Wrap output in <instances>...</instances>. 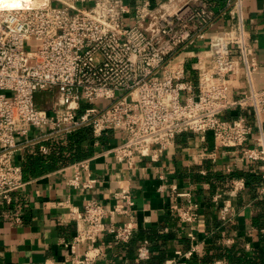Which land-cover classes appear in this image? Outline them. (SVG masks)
I'll use <instances>...</instances> for the list:
<instances>
[{"label": "built area", "instance_id": "2783aa9c", "mask_svg": "<svg viewBox=\"0 0 264 264\" xmlns=\"http://www.w3.org/2000/svg\"><path fill=\"white\" fill-rule=\"evenodd\" d=\"M86 2L91 4L82 5ZM242 2L227 0L231 20L211 36L206 59L195 64V77L184 61L174 59L208 37L215 11L206 0H140L134 5L128 0L38 4L21 0L7 7L0 3V196L11 201L12 194L27 184L22 164L15 161V152L25 142L42 143L85 125L93 127L96 145L105 132L122 133L121 140L106 149L119 162L158 160L178 134L193 131L211 133L221 146L239 150L264 171V88L254 84L260 64L247 39ZM128 15L134 16L132 25L125 23ZM240 72L248 87L237 92L232 77ZM40 92L53 94L50 108L39 104ZM104 100L110 102L103 104ZM234 109L242 113L228 117ZM32 127L41 129V134L22 141ZM256 130L259 135L254 137ZM40 150L47 153L48 146L41 144ZM75 165L87 169L89 159ZM94 181L81 182L79 174L71 180L78 187L92 186ZM244 183L236 180L235 190ZM117 196L134 203L127 191ZM221 197L217 193L216 202ZM172 209L192 226L199 218L197 202L174 204ZM231 210V203L224 201L219 219L229 222ZM125 211L96 199L83 210L72 208L77 232L68 244L65 264H98L108 257L101 242L106 234L115 244L130 242L138 225L132 216L106 223L108 217ZM190 237L191 247L178 250L165 264H191L201 247L193 231ZM82 244L85 250L80 249ZM151 256L150 241L144 239L136 259L149 264ZM215 264L232 263L220 259Z\"/></svg>", "mask_w": 264, "mask_h": 264}, {"label": "crops", "instance_id": "0c3cea01", "mask_svg": "<svg viewBox=\"0 0 264 264\" xmlns=\"http://www.w3.org/2000/svg\"><path fill=\"white\" fill-rule=\"evenodd\" d=\"M128 1L134 5L140 0ZM206 1L215 11V23L208 37L198 40L174 59L186 63L191 77H195L196 62L207 57L211 36L231 20L227 0ZM242 3L247 39L260 64L254 74L255 87L260 89L264 88V0H243ZM232 79L237 92L248 87L243 72ZM241 113L234 109L227 115ZM40 134L41 129L32 127L29 135L21 140ZM258 135L256 130L254 137ZM103 136L106 140L98 145L93 143L95 152L83 158L89 159L87 169H78L75 164L80 160L74 161L28 179L22 190L12 194L11 201L0 196V264H65L70 254L68 244L77 232L76 223L71 220L72 208L83 210L93 199L108 208L126 209L108 217V225L131 216L138 223L128 243L115 244L107 234L101 239L109 256L98 264H142L136 259V249L144 239L151 245L149 264H165L178 250L191 247L192 231L201 249L191 264H215L220 259L232 264H264V196L261 194L264 171L258 162L243 158L237 149L221 146L211 133L185 131L177 135L158 160L144 157L128 164L106 152L121 140L122 133L110 131ZM37 144L25 142L15 152V161L22 164L28 149ZM253 144L254 139L249 142ZM247 170L256 173L260 180L248 183L244 175ZM76 174L80 175L81 182L95 181L92 186H74L71 180ZM238 179H244V187L235 190ZM122 191L130 193L133 204L116 197ZM219 192L222 197L218 203L215 196ZM189 201L199 204V218L194 226L181 221L172 209L174 204L184 205ZM224 201L232 205L231 220L225 223L218 217ZM85 248V244L80 246L81 250Z\"/></svg>", "mask_w": 264, "mask_h": 264}, {"label": "trees", "instance_id": "16d2710c", "mask_svg": "<svg viewBox=\"0 0 264 264\" xmlns=\"http://www.w3.org/2000/svg\"><path fill=\"white\" fill-rule=\"evenodd\" d=\"M85 106L83 105V108ZM95 140L93 127L85 125L70 133L60 134L29 148L22 163L24 177L31 179L92 155L96 150L93 145ZM101 140L106 139L102 136ZM41 144L48 146L47 153L40 150ZM244 175L248 183L260 180L258 179L259 176L250 170L245 171Z\"/></svg>", "mask_w": 264, "mask_h": 264}, {"label": "rangeland", "instance_id": "374dc122", "mask_svg": "<svg viewBox=\"0 0 264 264\" xmlns=\"http://www.w3.org/2000/svg\"><path fill=\"white\" fill-rule=\"evenodd\" d=\"M90 4H91L90 2H86L82 5L89 6ZM134 22H135V19H134V16H132V15H128L125 19L126 25H132ZM52 96H53V94H51L50 92H40L37 94V100H38L39 104H41L43 107L50 108ZM109 102H110V100H104L103 104H107ZM101 103L96 102L95 105L99 107V106H101Z\"/></svg>", "mask_w": 264, "mask_h": 264}, {"label": "bare ground", "instance_id": "6f19581e", "mask_svg": "<svg viewBox=\"0 0 264 264\" xmlns=\"http://www.w3.org/2000/svg\"><path fill=\"white\" fill-rule=\"evenodd\" d=\"M21 0H0V3L6 4V5H13L16 6L20 3ZM29 1V0H28ZM34 4L40 3V0H32Z\"/></svg>", "mask_w": 264, "mask_h": 264}, {"label": "clouds", "instance_id": "9594fccd", "mask_svg": "<svg viewBox=\"0 0 264 264\" xmlns=\"http://www.w3.org/2000/svg\"><path fill=\"white\" fill-rule=\"evenodd\" d=\"M6 7H7V5H6Z\"/></svg>", "mask_w": 264, "mask_h": 264}]
</instances>
